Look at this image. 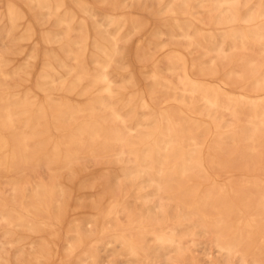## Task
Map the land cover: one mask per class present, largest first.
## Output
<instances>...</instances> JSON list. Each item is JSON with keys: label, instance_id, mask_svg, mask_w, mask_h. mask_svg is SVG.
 Wrapping results in <instances>:
<instances>
[{"label": "bare ground", "instance_id": "obj_1", "mask_svg": "<svg viewBox=\"0 0 264 264\" xmlns=\"http://www.w3.org/2000/svg\"><path fill=\"white\" fill-rule=\"evenodd\" d=\"M45 1L52 7L53 25L60 28L64 39L55 38L58 34L50 28L38 29L39 21L27 19L25 12L10 0H6L5 12L0 16V181L15 203L9 224L34 225L30 226L29 234L0 239L1 250L8 260L26 261L22 244L26 239L37 238L44 253L35 260L40 263L57 258L61 240L58 226L73 222L68 220L69 212L75 215V222L86 216L91 225H100L110 215L111 208L119 205V190L124 187L119 180L111 182V178L118 179L119 175L107 167L98 174L83 176L92 161L108 157L117 162L119 173L127 176V182L140 180L137 192L152 186L155 195L154 201L143 203L139 228L130 225L108 240L113 249L120 246L125 250V263L172 264L171 252L187 254L181 238L195 235L199 227L210 237L219 256L237 258L239 263L235 264H264V0H172L165 24L170 27L171 42L158 53L150 46L152 34L145 42L128 45L123 53L121 45L126 41L120 33V21L107 11L101 15L113 23L118 33L109 38L111 45L102 37L109 31L89 23L81 15L83 9L59 13L67 0H28L26 5L30 8L29 3H35L39 7ZM120 3V0L100 1L106 10L123 8ZM207 7H215L216 13L205 20L195 16L198 9ZM32 15L35 17L36 13ZM177 17L185 18L184 34L191 37L190 51L174 41ZM125 25L139 28L146 21L126 19ZM38 34L39 42L52 47V51L44 57L47 69L37 84L48 85L45 91L64 93L69 100L85 101L84 105L68 100L54 103L53 124L58 134L45 121L46 104L36 99L35 94H25L18 108L6 95L21 68L19 61L11 59L22 57L23 47L31 45ZM9 35L15 46L6 44L5 36ZM212 35L237 41L231 57L215 56L210 64L190 58V52L207 48V36ZM65 52L68 54L62 56ZM35 55L38 57L39 52ZM116 56H121L129 67L114 70L126 81L117 91L109 76ZM91 64L95 65L93 72ZM137 64L150 73L151 91L141 84L142 77L135 70ZM132 77L138 86L132 83ZM177 91L190 99L184 102L170 97ZM120 102L133 107L145 102L151 111L166 112L169 136L153 141L150 134L138 131L139 136L129 139L133 127L127 122L123 107L117 106ZM202 105L228 112L240 125L227 147L220 145L222 131L214 133L208 146L202 143L213 128V121L199 119L197 125L191 126L184 122L182 109L192 118H199ZM147 123L156 125L157 120ZM245 125L252 127L248 139L242 130ZM155 144L163 146L156 149ZM185 150L187 161L178 167L177 161ZM205 159L210 169L201 174L196 167ZM95 164L103 165L99 161ZM77 166L81 167L78 172ZM35 167L44 170L47 181L44 187L36 182L29 191L25 185L38 173ZM76 176L88 178L90 187L98 186L92 194L83 193L79 205L71 204L67 198ZM198 184L206 189L199 190ZM164 202L167 208L163 207ZM0 207H10L7 199H0ZM120 207V215L131 223L133 213L129 207ZM169 208L173 209L171 217L175 222L167 220ZM120 218L117 213L112 221L116 223ZM2 223H6L5 215L0 218ZM157 230L165 233L155 234ZM82 243V236L69 238L67 256ZM6 245L16 251L14 255L6 252ZM90 249L86 259L89 264H97L99 254ZM209 263L216 264L215 259L210 258ZM64 264L74 262L68 260Z\"/></svg>", "mask_w": 264, "mask_h": 264}, {"label": "rangeland", "instance_id": "obj_2", "mask_svg": "<svg viewBox=\"0 0 264 264\" xmlns=\"http://www.w3.org/2000/svg\"><path fill=\"white\" fill-rule=\"evenodd\" d=\"M13 5L16 7H19L25 12L27 19H34L38 20L39 24L37 25L38 29H46L50 28L58 35L55 36L57 39H64L65 36L61 32L59 27H55L54 19L55 16L52 13L53 9L49 4L48 1H45V3H41L42 6H37L35 3H29L30 8L27 7L26 2L28 0H10ZM101 0H67L66 4L62 7V9L59 10V13L63 15L66 11L76 10V9H83L84 11L81 13L82 16L87 18L90 22L96 23L98 25V29H105L109 32H104L102 34V37L105 38V41L109 38L113 37L114 35H118L116 32V27L113 25L111 21H108L107 19L104 20L103 16L101 15V12L107 11L109 14H112L118 18L120 21V26L122 27L120 30V33L125 37V43H123L121 46V51L124 53L126 49L129 46H135L138 42L142 43L147 41L146 39L149 38V35H153V39L150 42V46L153 49L154 52H163L164 48L168 46V44L171 42L169 39L170 36L168 34V31L170 30V27H168L166 22L168 21L167 16L169 15V4L172 0H159V2H153L152 0H120V4L123 6V8H119L116 10H106L104 9L101 4ZM5 4L6 0H0V16H2L5 12ZM89 5V7L87 6ZM31 10V11H30ZM199 12L195 15L196 17H199L201 20H205L208 18V16L211 13H216L215 7H207L205 9H198ZM33 13H36V16L33 17ZM217 13H221V10H218ZM139 19V20H145L146 25L143 27L135 28V26H126L125 20L126 19ZM161 21L160 24L156 27L155 25ZM1 24V22H0ZM177 26L175 27V31L173 33L174 41L177 42L179 45L183 47H188V50L190 48V38L185 36V30H187V25L185 22V18L177 17L176 19ZM104 26V27H103ZM172 28V27H171ZM192 30H195V28H191ZM152 30H155L153 33ZM40 34L36 37V40L31 43V45H25L23 47V55L22 57L18 56L17 58L11 59L13 62L19 61L21 63V68L19 69V72L17 76L14 77V79L11 82L10 87L6 91V95L15 102V107L20 106V102L22 98L25 96V94L33 93L35 94L34 97L40 101H44L45 106V121L47 122L48 126L50 127L51 131L53 133L58 134L59 130L54 126L53 124V105L57 101H71L73 104H81L84 105L85 101L79 99V101H73L68 99V95H65L61 92H51V91H45L47 90L48 85H38L37 82L39 80V77L41 74L46 71L47 66L44 64L43 60L45 55H47L48 51H52V47H47L43 43L39 42ZM54 35V34H53ZM41 36V35H40ZM191 36H194V32H191ZM12 36H5V41L8 46H15V43L13 42ZM53 38V36L51 37ZM207 42L206 46L207 48L203 51L199 52H190L189 57L197 58L198 61L206 64H210L212 61L215 60V56H218L219 58L223 59L226 57H231L233 54V47L237 44V41H232L230 38H226L225 40L221 39L220 35H212L207 36ZM109 45H111V41L108 42ZM156 48V50L154 49ZM190 51V50H189ZM35 52H39V56L36 57ZM157 52V53H158ZM179 52V51H178ZM68 53H62L63 55H66ZM203 54V55H202ZM29 58V59H28ZM90 71L93 72L95 69V65H90ZM128 66L124 63L121 56H116L114 60V65L109 69V76L112 79V84L114 90L117 91V89L126 81H124L123 77L114 70L120 68V69H126ZM129 68V67H128ZM132 69V68H131ZM135 70L139 72V75L142 77L141 84L148 90H152V81L149 78V72H145L144 70L140 68V66L137 64L135 65ZM25 71H29V74H25ZM65 79H57L58 82ZM131 81L133 84H136L137 80L136 78L132 77ZM135 86V85H133ZM136 86H138L136 84ZM172 95V96H171ZM170 97H173L176 100L187 102L190 98L186 95H182L180 92H176L174 94H171ZM120 108H122V111L126 114L127 122L133 127L132 131L129 133V139H134L137 136H139V132L141 131L144 134H150V140H155L157 138H167L168 130L166 125L167 120V113L166 112H159L158 110H150L145 102H141L140 106L134 107L125 105V103H117ZM203 107V108H202ZM201 115L199 118H192L190 114H188L187 111L184 109L181 110V113L184 117V122L187 123V125H197L199 123V119H203V121H213V128L209 130V132L206 133V135L202 139V143L205 146H208L209 143L213 140V135L217 131H222L223 134L219 137L220 138V145L222 147H227L231 142V136L233 132L238 130V127L240 125L237 124V122L231 118V116L228 114V112H224L220 109H215L213 107H207L205 105H202L200 107ZM35 117V115H34ZM157 120L156 125L147 123L149 120ZM197 119V120H196ZM136 123H139L138 126H136ZM146 124V125H145ZM155 130V131H153ZM244 132V136L246 139H248L252 134V127L250 125H245L242 128ZM73 134H76V131H72ZM148 132V133H147ZM263 135V133H262ZM262 135L258 134V138L261 139ZM180 136V135H179ZM187 136V135H186ZM181 137V136H180ZM141 145V144H140ZM163 145L155 144L154 147L157 149H161ZM157 155H153V159L156 162ZM99 161L103 165H96L95 163ZM187 161V151L185 150L182 154V156L179 158V161H177L178 167L186 163ZM111 168L113 171H116V174L119 175L118 179L111 178V182L114 183L116 180H119L124 183V187H121L119 190V205H115L110 210V215L104 219L100 225H91L87 223V217L81 216L80 220L78 222H75V215H71V212H69V218L68 220L72 221L71 223L67 222L63 225L58 226L60 233H61V240L59 241L60 245V254L57 258L46 261L42 260V262L38 263L35 260L36 256H43V250L41 249V240L39 238L32 240V239H26L23 244V250L26 253V261H14L10 262L7 258V254H5V251L1 250L0 246V252L3 253V259L0 260V264H64L66 261L70 260L73 261L74 264H89V260L86 259V252L90 250L93 252H97L99 254V257L97 258V264H143L141 262H126V252L123 248H120V246L116 248L113 247V243L110 245L108 240H110L113 235H119L121 233V230H126L128 226L131 225L133 229L139 228V222L141 218V209L143 206V203L145 201H151L155 200V195L153 194V187L147 186L142 192H137V188L140 185V180H133L131 182H127V176H124L121 172L119 173V165L117 162L112 158L109 159L108 157H102L98 158L95 161H92L89 164V168L87 172L83 176H89V175H95L100 173L102 168ZM81 169V167L76 168L77 172ZM210 169V163L205 159L202 161L199 165H197L196 170L197 172L201 174H205ZM35 170H39L38 173L35 176H32L29 181L30 184H26L25 187L30 191L32 190L34 184L38 182L39 184L45 186V183L47 181V176L44 170L41 168L35 167ZM221 181H223V177L219 176ZM73 185H70L68 188V195L67 198L71 204L79 205L82 201V195L83 193H89L92 194L98 189V186L90 187L88 184V178H83L81 176H76ZM66 180V178H64ZM144 185H147V182L143 183ZM72 186V187H71ZM130 186V187H129ZM24 187V185H23ZM128 189H127V188ZM199 190L204 191L206 188L202 186L201 184H198L196 186ZM127 190H126V189ZM143 197H139V196ZM11 192L8 191V189L4 186V184L0 181V199H7V203L10 207L8 208H2L0 207V218L2 215H5L6 223H2L0 225V239L5 241L8 238H17L19 235H26L30 232V226L34 225H26V226H12L9 223L13 220V217L11 215V209L15 205L13 199H12ZM124 203V204H123ZM122 205H127L133 213V218L131 220V223H129L128 219L125 215L121 214V207ZM164 208H167L166 202L163 204ZM119 213V216H121L120 221L114 223L112 221L113 216L115 214ZM173 213V209L169 208V214H168V222H175L174 218L171 217V214ZM75 214V212H74ZM138 214V215H137ZM125 217V218H124ZM32 219V218H30ZM34 223H36L37 220H33ZM183 223H186L185 221H182ZM125 225V226H124ZM135 225V226H134ZM137 226V227H136ZM126 227V228H125ZM202 228H197L196 234L193 236L188 237H182L181 241L182 244L188 249L187 254L184 256L178 255L175 252H171V255L173 257L172 264H210L209 260L210 258H214L216 264H235L238 262L237 258H233L228 255L219 256L217 252H215V248L210 240V237L201 232ZM165 233L164 231L160 232L157 230L155 234ZM77 237L82 236L83 243L80 247H78L74 253H72L71 256H67V240L71 237ZM152 236L150 235L149 238ZM156 240V239H155ZM150 243V241H149ZM6 252L9 251L12 255L15 254V250L11 249L9 245H6ZM116 253V254H115ZM124 255V256H123ZM44 259V258H43ZM264 261V259H263ZM239 263V262H238Z\"/></svg>", "mask_w": 264, "mask_h": 264}]
</instances>
